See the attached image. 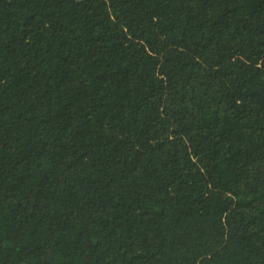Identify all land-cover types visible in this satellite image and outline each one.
<instances>
[{
    "label": "trees",
    "instance_id": "1",
    "mask_svg": "<svg viewBox=\"0 0 264 264\" xmlns=\"http://www.w3.org/2000/svg\"><path fill=\"white\" fill-rule=\"evenodd\" d=\"M0 264H264V0H0Z\"/></svg>",
    "mask_w": 264,
    "mask_h": 264
}]
</instances>
